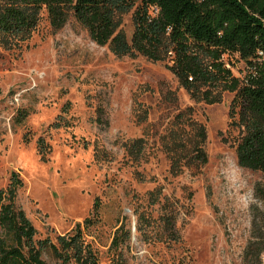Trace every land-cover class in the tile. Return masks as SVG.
Returning a JSON list of instances; mask_svg holds the SVG:
<instances>
[{
	"label": "rangeland",
	"instance_id": "1",
	"mask_svg": "<svg viewBox=\"0 0 264 264\" xmlns=\"http://www.w3.org/2000/svg\"><path fill=\"white\" fill-rule=\"evenodd\" d=\"M133 10L121 19L127 40ZM223 63L242 79V62L223 56ZM169 65V59L113 56L72 15L54 32L43 11L21 50L0 49V189L11 171L19 172L24 187L16 202L37 239L69 232L96 203L90 235L100 264L118 263L107 248L120 225L130 232L122 264H261L264 174L237 165L234 149L243 132L234 93L210 87L218 103L194 102ZM134 99L147 113L142 124L135 122ZM187 116L204 127L206 161L170 176L164 145L172 136L189 145ZM39 137L50 147L44 157ZM137 138L143 143L134 160L125 148ZM162 213L172 216L171 233ZM42 258L56 264L47 252Z\"/></svg>",
	"mask_w": 264,
	"mask_h": 264
},
{
	"label": "trees",
	"instance_id": "2",
	"mask_svg": "<svg viewBox=\"0 0 264 264\" xmlns=\"http://www.w3.org/2000/svg\"><path fill=\"white\" fill-rule=\"evenodd\" d=\"M132 8L133 30L127 40L120 25ZM43 11L54 32L72 15L96 45L107 44L117 58L140 56L151 62L169 59L167 70L194 102L218 103L219 93L212 94L210 87L233 92L237 125L243 132L234 149L237 165L264 174V0H0V49L21 50L38 27ZM223 56L243 63L242 79L231 77ZM133 112L137 124L146 120V110L137 99L133 100ZM27 116V112L19 113L16 123ZM182 117L183 112L178 113L175 120ZM185 121L191 132L189 145L176 142L173 136L164 145L170 176L206 161L203 125L189 116ZM50 127L58 129L60 125ZM142 143V138L134 139L125 152L137 160ZM36 147L43 157L50 151L42 137ZM23 187L19 172L11 171L7 186L0 189V264H47L42 258L45 252L56 264H100L90 235L97 221V204L93 203L87 218L69 232L56 235L54 241L37 239L36 229L16 202ZM154 195L158 192L150 193L151 203L157 201ZM160 219L171 233V214L162 213ZM129 239L130 232L122 225L114 230L107 253L117 257V264L123 263L121 247ZM111 261L104 264H113L114 259Z\"/></svg>",
	"mask_w": 264,
	"mask_h": 264
},
{
	"label": "built area",
	"instance_id": "3",
	"mask_svg": "<svg viewBox=\"0 0 264 264\" xmlns=\"http://www.w3.org/2000/svg\"><path fill=\"white\" fill-rule=\"evenodd\" d=\"M259 261L261 264H264V247L262 253L259 255Z\"/></svg>",
	"mask_w": 264,
	"mask_h": 264
}]
</instances>
